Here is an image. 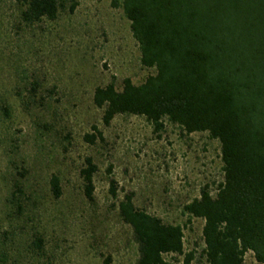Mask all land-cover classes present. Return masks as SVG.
I'll list each match as a JSON object with an SVG mask.
<instances>
[{"label": "rangeland", "instance_id": "obj_1", "mask_svg": "<svg viewBox=\"0 0 264 264\" xmlns=\"http://www.w3.org/2000/svg\"><path fill=\"white\" fill-rule=\"evenodd\" d=\"M76 1L73 13L29 25L15 0H0V264H104L107 257L136 264L137 244L116 208L126 193L139 209L180 225L191 264H204V222L182 207L222 181L220 143L167 121L155 131L142 116L117 115L104 126L95 88H119L125 78L140 84L153 70L141 65L120 7ZM93 126L104 141L84 140ZM86 157L97 167L92 202L80 175ZM53 175L59 198L50 191ZM244 264L259 263L248 252Z\"/></svg>", "mask_w": 264, "mask_h": 264}, {"label": "trees", "instance_id": "obj_2", "mask_svg": "<svg viewBox=\"0 0 264 264\" xmlns=\"http://www.w3.org/2000/svg\"><path fill=\"white\" fill-rule=\"evenodd\" d=\"M15 1L29 25L77 7L76 0ZM112 6L122 9L140 63L153 73L140 84L125 78L119 88L114 82L95 88L92 102L102 110L103 125L117 115L142 116L155 131L167 121L187 134L207 132L218 140L222 181L214 191L201 189L182 210L204 222V264H244L248 252L264 264V0H112ZM92 129L84 140L104 141ZM96 171L86 157L80 175L90 202ZM49 184L59 198L58 176ZM109 192L116 200L113 179ZM116 208L137 244L136 264H173L166 255L182 257L175 264L194 260L193 252L184 251L182 227L139 209L133 193L118 199ZM42 242L34 237L39 250Z\"/></svg>", "mask_w": 264, "mask_h": 264}]
</instances>
